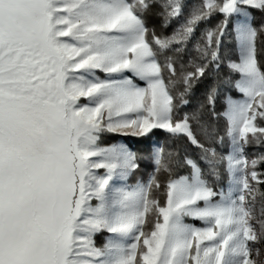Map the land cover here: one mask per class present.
Here are the masks:
<instances>
[{
    "label": "snow or ice",
    "instance_id": "obj_1",
    "mask_svg": "<svg viewBox=\"0 0 264 264\" xmlns=\"http://www.w3.org/2000/svg\"><path fill=\"white\" fill-rule=\"evenodd\" d=\"M0 264H264V0H0Z\"/></svg>",
    "mask_w": 264,
    "mask_h": 264
},
{
    "label": "trees",
    "instance_id": "obj_2",
    "mask_svg": "<svg viewBox=\"0 0 264 264\" xmlns=\"http://www.w3.org/2000/svg\"><path fill=\"white\" fill-rule=\"evenodd\" d=\"M258 19H259V17H258ZM258 199H259V197H258Z\"/></svg>",
    "mask_w": 264,
    "mask_h": 264
}]
</instances>
